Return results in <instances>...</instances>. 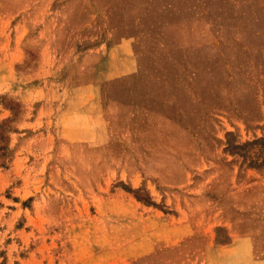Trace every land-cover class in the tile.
I'll return each mask as SVG.
<instances>
[{
  "label": "rangeland",
  "instance_id": "rangeland-1",
  "mask_svg": "<svg viewBox=\"0 0 264 264\" xmlns=\"http://www.w3.org/2000/svg\"><path fill=\"white\" fill-rule=\"evenodd\" d=\"M0 264H264V0H0Z\"/></svg>",
  "mask_w": 264,
  "mask_h": 264
},
{
  "label": "crops",
  "instance_id": "crops-1",
  "mask_svg": "<svg viewBox=\"0 0 264 264\" xmlns=\"http://www.w3.org/2000/svg\"><path fill=\"white\" fill-rule=\"evenodd\" d=\"M95 97H96L95 95H92V99H93V100L95 99Z\"/></svg>",
  "mask_w": 264,
  "mask_h": 264
}]
</instances>
